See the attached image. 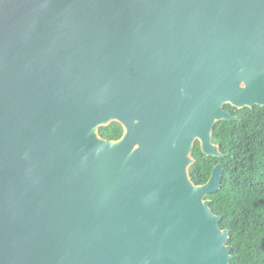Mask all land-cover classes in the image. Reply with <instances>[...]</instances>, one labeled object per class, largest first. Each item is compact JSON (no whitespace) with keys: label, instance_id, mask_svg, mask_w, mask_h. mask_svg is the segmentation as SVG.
Returning a JSON list of instances; mask_svg holds the SVG:
<instances>
[{"label":"water","instance_id":"1","mask_svg":"<svg viewBox=\"0 0 264 264\" xmlns=\"http://www.w3.org/2000/svg\"><path fill=\"white\" fill-rule=\"evenodd\" d=\"M227 106L264 108V0H0V264H231L226 167L190 175Z\"/></svg>","mask_w":264,"mask_h":264},{"label":"trees","instance_id":"2","mask_svg":"<svg viewBox=\"0 0 264 264\" xmlns=\"http://www.w3.org/2000/svg\"><path fill=\"white\" fill-rule=\"evenodd\" d=\"M226 111L239 120L215 127L213 142L225 157H206L197 143L190 175L197 186L205 185L213 169L225 165L229 178L207 199L214 214L222 218L221 228L230 232L231 264H264V108L239 111L227 106ZM122 135L117 123L101 129L106 140H119Z\"/></svg>","mask_w":264,"mask_h":264},{"label":"flooded vegetation","instance_id":"3","mask_svg":"<svg viewBox=\"0 0 264 264\" xmlns=\"http://www.w3.org/2000/svg\"><path fill=\"white\" fill-rule=\"evenodd\" d=\"M123 133H124V131H123Z\"/></svg>","mask_w":264,"mask_h":264}]
</instances>
